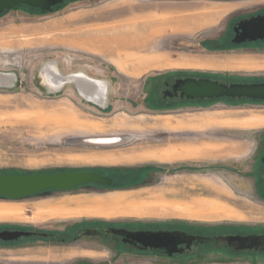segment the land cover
I'll use <instances>...</instances> for the list:
<instances>
[{
    "label": "rangeland",
    "instance_id": "rangeland-1",
    "mask_svg": "<svg viewBox=\"0 0 264 264\" xmlns=\"http://www.w3.org/2000/svg\"><path fill=\"white\" fill-rule=\"evenodd\" d=\"M246 3L70 0L52 11L19 8L1 15L0 171L135 173L126 188L88 185L18 199L0 197V224L57 228L102 219L263 227L264 186L247 177L248 156L237 148L243 141L255 143L254 135L264 127V105L206 99L201 101L205 105L194 100L155 110L145 101L148 93L157 95L155 77L160 74L264 78V48L230 50L229 44L210 40L223 30L229 12ZM182 14L203 23L186 33L163 27L164 17L179 19ZM162 27L164 34H157ZM116 31L148 36V47L127 45L119 56L105 53L96 37ZM76 75L93 82L85 86ZM100 80L106 83L105 100L92 101L90 91ZM198 119L207 123L198 129H190L198 124L183 123ZM110 136L126 140H88ZM25 240L31 241L27 248L0 241V264H56L79 253L62 254L47 239ZM90 257L106 259L91 252ZM183 263L264 264V258L212 252Z\"/></svg>",
    "mask_w": 264,
    "mask_h": 264
},
{
    "label": "flooded vegetation",
    "instance_id": "flooded-vegetation-1",
    "mask_svg": "<svg viewBox=\"0 0 264 264\" xmlns=\"http://www.w3.org/2000/svg\"><path fill=\"white\" fill-rule=\"evenodd\" d=\"M49 9L43 10L41 7H35L28 4L16 5L11 9L25 8L33 11H52L60 9L70 2V0H49ZM226 3L247 2L243 6L235 8L225 17L222 25L223 30L218 34L217 38L210 39L214 43L229 44L230 50L238 49H263L264 37L244 38V23L247 21H259L264 19V0H219ZM46 5V4H45ZM47 6V5H46ZM264 24V23H262ZM258 26V25H257ZM255 26V27H257ZM254 27V26H253ZM259 30L264 31V26ZM187 77H204L219 80L221 82H263L264 78L260 79H244L240 77L228 78L217 77L209 74L197 73H168L160 74L155 78L159 80L157 87V95L149 94L146 97L148 105H154L155 110H165L167 107H172L179 104H189L190 101L200 100L199 104L205 105L201 102L206 99H186L179 94H172L174 92L173 85L180 78ZM228 78V79H227ZM159 98V99H158ZM228 99L226 97L218 98L217 100ZM239 100L237 98H233ZM212 100V99H208ZM238 104H255L264 105V99L259 98H241ZM214 101V100H212ZM189 102V103H188ZM254 142L240 144L237 148L238 152H246L249 161V174L247 177H252L256 184L260 182L264 186V128L254 135ZM207 144V143H206ZM182 148V147H181ZM98 170L113 178L112 185L97 184L94 182L85 185L77 186L70 190H75L84 186L93 185L96 189H117L130 187L132 183L125 174L129 169H113V170ZM244 170V169H242ZM122 175V177L120 176ZM40 194V193H38ZM36 195V194H34ZM33 196V195H31ZM247 228V227H245ZM30 230L33 234L30 236L20 237L16 240L4 241L6 246L10 248H27L31 241L25 239H32L39 241L47 239L55 242L61 249V253L68 252V250H76L79 253L76 256L61 258L55 260L56 264H162V262H173L174 264H184L183 262L194 263L200 258L206 257L212 252L226 253L230 255H256L264 258V247L260 250H242L238 242L229 243L226 238H216L222 234H256L264 235V226L257 228L243 229L241 226L223 225V226H207L197 224H183L179 222H160L150 220H115L106 221L102 219L94 220H79L77 222H67L61 224V227H33L21 225H1L0 230ZM166 231L172 233L171 241L169 238L162 239L160 246L145 245L143 242L135 240L132 236L138 232H158ZM2 246V245H1ZM90 252L93 255L100 257L106 256V259L91 258ZM68 253L66 255H72Z\"/></svg>",
    "mask_w": 264,
    "mask_h": 264
},
{
    "label": "water",
    "instance_id": "water-1",
    "mask_svg": "<svg viewBox=\"0 0 264 264\" xmlns=\"http://www.w3.org/2000/svg\"><path fill=\"white\" fill-rule=\"evenodd\" d=\"M49 0H0V14L16 5L28 4L41 7L43 10L49 9ZM47 6H46V5ZM264 19L259 21H246L244 23V38L264 37V31L259 30L264 26ZM258 25V26H257ZM254 26V27H253ZM257 26V27H255ZM75 79L87 86L93 82L92 78L76 75ZM84 91V89H82ZM174 92L186 99H214L221 97L230 98H259L264 99L263 82H221L211 78L187 77L178 79L173 85ZM90 97V96H89ZM92 100V99H90ZM94 101V100H92ZM94 182L103 185H112L113 178L101 173L98 170L89 168L67 169L55 172H30L24 174L5 173L0 171V197L2 198H24L47 190H70L77 186ZM30 230H0V240L11 241L20 237L30 236ZM135 240L143 242L145 245L160 246L162 239L169 238L172 233L166 231L158 232H138L132 236ZM226 238L229 243L238 242L242 250H260L264 247V235L256 234H222L216 238Z\"/></svg>",
    "mask_w": 264,
    "mask_h": 264
},
{
    "label": "bare ground",
    "instance_id": "bare-ground-1",
    "mask_svg": "<svg viewBox=\"0 0 264 264\" xmlns=\"http://www.w3.org/2000/svg\"><path fill=\"white\" fill-rule=\"evenodd\" d=\"M235 6V5H234ZM232 7V5H231ZM227 9V8H225ZM224 10V9H223ZM198 26L192 27V29H196ZM200 27V26H199ZM138 40V39H137ZM96 41L99 42V47L105 52L109 54H118L121 55V50H123L127 45H133L134 47L139 48V42H137L135 39L131 40L129 38L128 34L119 32H112L110 33L109 37L104 39H99L96 37ZM133 47V48H134ZM129 49V47H128ZM132 49V48H131ZM46 82H52V79L50 77L44 78ZM96 89L93 91H90V99L96 101V102H103L105 100V93H106V83L104 81H98L95 83ZM98 88V89H97ZM101 95V98H98V95ZM91 142H101V143H117V142H123L126 140V137L123 136H110V137H92L88 139Z\"/></svg>",
    "mask_w": 264,
    "mask_h": 264
},
{
    "label": "crops",
    "instance_id": "crops-1",
    "mask_svg": "<svg viewBox=\"0 0 264 264\" xmlns=\"http://www.w3.org/2000/svg\"><path fill=\"white\" fill-rule=\"evenodd\" d=\"M170 14V13H169ZM173 15L175 14V13H172ZM166 16H168V15H166ZM164 20V22L163 23H165V26H163V27H167V26H169V27H171V29H173L174 30V32H180V33H186V32H190V30H191V28L193 27V26H200V25H202L201 23H203L202 22V20L201 19H199V18H196V17H194V16H192V14H187V15H185V14H182V16H180V18L179 19H174V18H171V17H169V18H167L166 19V17H164L163 19H162V21ZM204 20V19H203ZM153 21V20H152ZM151 21V22H152ZM150 22V23H151ZM156 25H159V24H157V23H155ZM162 27V30H159L158 31V33L157 34H164V32H165V30L166 29H164ZM196 30V29H195ZM192 31H194V30H192ZM116 32H118V31H116ZM120 32V31H119ZM110 33H112V32H108V33H105L104 35H99L98 36V38L99 39H104V38H107V37H109V35H110ZM121 33H123V31H121ZM156 33H153V32H150V34L151 35H153V34H156ZM125 34H127V33H125ZM129 35V38L131 39V40H136L137 42H139V45H140V47H139V49L140 48H145V47H148V45H147V43H148V40H150V38H148V36H146V37H142V34H141V36H138L137 37V35L136 34H128ZM139 41H138V40ZM153 46V45H152ZM186 122H189V123H194L195 125L196 124H198V125H196L195 127H192L191 126V128L190 129H198V128H201V125L202 124H206L207 122H206V120H204V121H202V119H198V120H194V121H192V120H190V121H183V123H186ZM198 127V128H197ZM264 127H262V129H263ZM258 129V128H257ZM247 142H249V140L247 141ZM249 143H251V146L250 147H252V145H253V142H249ZM225 150H227V149H225ZM229 150V149H228Z\"/></svg>",
    "mask_w": 264,
    "mask_h": 264
},
{
    "label": "trees",
    "instance_id": "trees-1",
    "mask_svg": "<svg viewBox=\"0 0 264 264\" xmlns=\"http://www.w3.org/2000/svg\"><path fill=\"white\" fill-rule=\"evenodd\" d=\"M5 12H7V11H4L2 14H0V16L1 15H3ZM42 12H44V11H42ZM229 46V45H228ZM209 75H211V74H209ZM213 75V74H212ZM215 76H217V77H225V76H222V75H215ZM235 78V76H229L228 78ZM227 78V79H228ZM246 80V79H245ZM226 98H228V99H230V100H232V101H235L236 103L237 102H239L238 100H235V99H233V98H230V97H226ZM218 98H214V99H212V100H217ZM237 99H239L240 101H242L241 100V98H237ZM3 172V171H2ZM130 172H132V173H130ZM134 173H135V170H133V169H130V171L127 173V174H125L124 176H126L127 178H129L130 180L128 181V183H132V175H134ZM121 177H122V175H120Z\"/></svg>",
    "mask_w": 264,
    "mask_h": 264
}]
</instances>
